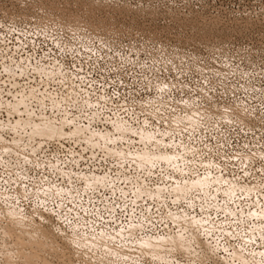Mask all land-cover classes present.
I'll use <instances>...</instances> for the list:
<instances>
[{"label": "rangeland", "instance_id": "obj_1", "mask_svg": "<svg viewBox=\"0 0 264 264\" xmlns=\"http://www.w3.org/2000/svg\"><path fill=\"white\" fill-rule=\"evenodd\" d=\"M67 8L0 0V264H264V0Z\"/></svg>", "mask_w": 264, "mask_h": 264}, {"label": "snow or ice", "instance_id": "obj_2", "mask_svg": "<svg viewBox=\"0 0 264 264\" xmlns=\"http://www.w3.org/2000/svg\"><path fill=\"white\" fill-rule=\"evenodd\" d=\"M37 6L38 8H44L47 9L48 7H51L53 3H59L60 6L63 8L64 7V0H36ZM68 3V8L65 9L70 10L73 0H67ZM261 75H264V59H262V63H261ZM208 83H211V81H209ZM209 91H211L212 89L209 88ZM253 91H255V89H253ZM222 99V97H218V100ZM238 99V98H237ZM260 105H261V109L257 110V114L260 115V119L262 121H264V114H261L262 111H264V91H261L260 93ZM212 105L209 104V108H211ZM253 111V106L252 105H247L244 102H241L239 104L234 103L233 101L229 100V101H225V107L223 109V112L218 113V115L221 117V121H222V126H231L234 123H239L242 120L246 119L248 115H250ZM221 121H217V123H220ZM261 164L262 166H264V158H261ZM57 197H61V199H66L65 197L62 196L61 192H56L54 194ZM53 203H55V199H53ZM41 207H43L41 205ZM45 212H49L50 215L48 216V221L53 223L55 222L56 219L59 218L60 215H64L63 213H58L52 210H49L47 208L43 209ZM72 209L69 208L68 212H71ZM65 220H67V216L64 215ZM67 222L69 224L72 223L71 220H67ZM72 243L75 245L76 248H80L81 245L78 244L75 240L72 241ZM225 251H227V249H225ZM81 256H84V253H81ZM51 264H57V261L55 259H53L51 261ZM65 264H67V261H65ZM72 264H91V258L88 259H80V260H73ZM100 264H103V260L101 259ZM177 264H196V261H186L183 258V255H181V257L177 260ZM200 264H204V261H200ZM211 264H219L218 261H211Z\"/></svg>", "mask_w": 264, "mask_h": 264}, {"label": "built area", "instance_id": "obj_3", "mask_svg": "<svg viewBox=\"0 0 264 264\" xmlns=\"http://www.w3.org/2000/svg\"><path fill=\"white\" fill-rule=\"evenodd\" d=\"M33 90H34V89H33ZM34 92H36L37 94H40L39 92H41V90H37V91H35V90H34ZM32 101H34V102H35V103H33V102H32V104H34V105H36V104H37V103H36V101H35L34 99H32ZM128 125L132 126V125H131V124H129V123H128ZM104 127H105V126H104ZM132 127H133V126H132ZM139 127H140V126H139ZM139 127H138L137 129H139ZM102 128H103V127H102ZM99 129H101V128H99ZM90 172H94V171H90ZM90 172H89V173H90ZM95 173H97V172H95Z\"/></svg>", "mask_w": 264, "mask_h": 264}, {"label": "bare ground", "instance_id": "obj_4", "mask_svg": "<svg viewBox=\"0 0 264 264\" xmlns=\"http://www.w3.org/2000/svg\"><path fill=\"white\" fill-rule=\"evenodd\" d=\"M47 130V129H46ZM50 133V132H49Z\"/></svg>", "mask_w": 264, "mask_h": 264}]
</instances>
